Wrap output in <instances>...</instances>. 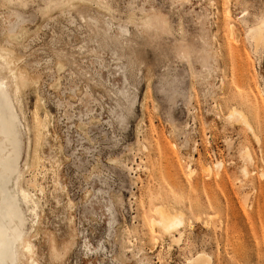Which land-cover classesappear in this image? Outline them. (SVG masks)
Masks as SVG:
<instances>
[{
  "label": "rangeland",
  "instance_id": "rangeland-1",
  "mask_svg": "<svg viewBox=\"0 0 264 264\" xmlns=\"http://www.w3.org/2000/svg\"><path fill=\"white\" fill-rule=\"evenodd\" d=\"M49 3L0 0L11 186L38 201L22 204L13 264H264V45L245 35L264 0ZM239 97L259 143L224 117ZM159 203L182 226L161 230Z\"/></svg>",
  "mask_w": 264,
  "mask_h": 264
},
{
  "label": "bare ground",
  "instance_id": "bare-ground-1",
  "mask_svg": "<svg viewBox=\"0 0 264 264\" xmlns=\"http://www.w3.org/2000/svg\"><path fill=\"white\" fill-rule=\"evenodd\" d=\"M231 26L233 25L231 24ZM245 35H247L249 41L255 46L254 48L259 45H264V16L255 25L248 27ZM224 117L227 120L241 124L250 132L253 139L259 143L258 134L254 129V121L240 97L228 107V111ZM1 137L6 138V141L12 146V150L4 155H0V264H13L15 260L14 244L19 239L21 233L22 204H27L28 209L34 211L38 201L37 197L30 190L20 188L19 193H15L14 187L11 186L13 174L19 165V143L21 141V135L17 128V117L10 100L7 86L0 78V152L4 151L7 147L6 142ZM240 155L244 161L252 160L249 148L246 146L240 149ZM214 165L218 168L221 162L216 161ZM207 166L204 167L207 169ZM205 168L204 170H206ZM209 168L208 171H210ZM242 170L245 171V166ZM154 208L158 213V218H153L154 220L152 219V221L164 232L171 233V231L179 227L184 221V212L182 209L169 207L168 205L160 203L156 204ZM29 245L28 242L24 245L27 251ZM28 252L32 254V251ZM208 257L209 255L199 254L195 258L187 261L188 264H205L204 258H207L206 264H208Z\"/></svg>",
  "mask_w": 264,
  "mask_h": 264
},
{
  "label": "snow or ice",
  "instance_id": "snow-or-ice-1",
  "mask_svg": "<svg viewBox=\"0 0 264 264\" xmlns=\"http://www.w3.org/2000/svg\"><path fill=\"white\" fill-rule=\"evenodd\" d=\"M105 6H106V5H105ZM175 6H176V5H173V7H175ZM157 26L160 27V28H162V29H164V30H166V28H167V25H166V24H162V23H160L159 21L157 22ZM121 32H122V33H125V29H121ZM125 34H126V33H125ZM178 55H179L180 58H182V59L186 58V55H185V53H183V52H179ZM112 163H115V162H112ZM15 175H16V177L19 179V177H20V172H19V171H16V172H15ZM28 251H32V249H31V245H29V247H28ZM206 260H207V258H204L205 264H206ZM113 264H120V260H119V259L114 260V261H113Z\"/></svg>",
  "mask_w": 264,
  "mask_h": 264
},
{
  "label": "clouds",
  "instance_id": "clouds-1",
  "mask_svg": "<svg viewBox=\"0 0 264 264\" xmlns=\"http://www.w3.org/2000/svg\"><path fill=\"white\" fill-rule=\"evenodd\" d=\"M54 10H55L54 6L51 3H49V0H44V7L41 9L42 14H49Z\"/></svg>",
  "mask_w": 264,
  "mask_h": 264
}]
</instances>
